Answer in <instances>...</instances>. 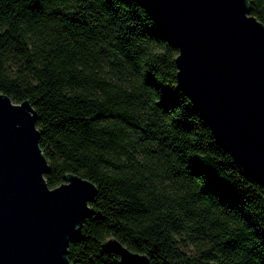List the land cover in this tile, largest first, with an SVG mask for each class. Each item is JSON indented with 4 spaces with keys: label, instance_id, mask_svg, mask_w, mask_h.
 I'll return each mask as SVG.
<instances>
[{
    "label": "trees",
    "instance_id": "obj_1",
    "mask_svg": "<svg viewBox=\"0 0 264 264\" xmlns=\"http://www.w3.org/2000/svg\"><path fill=\"white\" fill-rule=\"evenodd\" d=\"M264 23V0H248ZM147 0H0V92L37 111L53 187L96 185L67 264H264V189L176 83Z\"/></svg>",
    "mask_w": 264,
    "mask_h": 264
},
{
    "label": "water",
    "instance_id": "obj_2",
    "mask_svg": "<svg viewBox=\"0 0 264 264\" xmlns=\"http://www.w3.org/2000/svg\"><path fill=\"white\" fill-rule=\"evenodd\" d=\"M178 47L176 83L217 141L264 189V23L248 0H147ZM37 111L0 92V264H67L90 212L94 182L77 173L50 187ZM120 264H152L114 236Z\"/></svg>",
    "mask_w": 264,
    "mask_h": 264
}]
</instances>
